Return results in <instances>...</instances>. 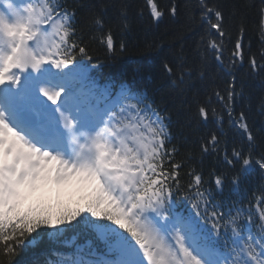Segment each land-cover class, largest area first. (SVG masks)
I'll use <instances>...</instances> for the list:
<instances>
[{
  "label": "snow or ice",
  "instance_id": "1",
  "mask_svg": "<svg viewBox=\"0 0 264 264\" xmlns=\"http://www.w3.org/2000/svg\"><path fill=\"white\" fill-rule=\"evenodd\" d=\"M149 3L159 21L163 11ZM81 7L77 0H0V264H15L45 236L70 249H52L55 259L46 264H264V189L247 202L232 198L256 168L264 175V151L255 155L248 117L235 110L238 100L251 99L236 76L245 28L225 56L233 37L224 12L211 0L191 6L189 26L198 10L207 27L198 45L215 53L228 77L210 106H198L201 120L215 125L201 138L200 155L222 154L233 168L242 161L230 180L213 170L209 183L195 167L182 171L185 161L170 146L169 117L145 91L89 75V65L105 67L99 59L92 64L97 34L106 59L127 44L117 46L95 9L79 18ZM127 9L120 5L123 28ZM168 11L176 16L177 5ZM259 11L264 44V4ZM175 60H165L163 69L182 91L193 88L196 66L183 47ZM261 60L249 58L252 73L264 69V48ZM259 107L264 114V95ZM225 117L246 136L247 150L234 145L229 155Z\"/></svg>",
  "mask_w": 264,
  "mask_h": 264
},
{
  "label": "trees",
  "instance_id": "2",
  "mask_svg": "<svg viewBox=\"0 0 264 264\" xmlns=\"http://www.w3.org/2000/svg\"><path fill=\"white\" fill-rule=\"evenodd\" d=\"M82 5L78 17L83 19L90 9L101 13L112 27L113 35L116 38L117 46L121 40L127 44V50L118 55L115 59H106V49L99 42V36L90 42V51L94 56L92 64L99 59L104 61L103 69H92L89 65V75L97 77L101 82L112 77L117 82L127 80L135 88L145 91L153 101L154 106H159L163 113L169 117L167 123L171 133L172 144L178 149L176 159L184 160L185 167H195L201 171L204 178L212 183L210 172L222 173L230 180L236 175L241 166L229 167L223 155H200V142L202 137L215 128L210 119L203 122L198 116L200 104L209 105L215 101L214 91L226 86L228 77L219 68L215 61V53L206 49L204 45H198L201 35L207 31L206 25L198 22L199 11L196 10L197 22L189 26L188 17L192 14V7L197 0H154L164 15L159 21L153 20L151 16V5L149 0H77ZM224 12L226 27L232 33V41H226L225 56H228L238 35V29L242 25L245 28L242 37L245 51V59L242 66L236 69V76L239 83H243L245 91L250 95V101L236 103V114L242 110L248 117V123L256 136L257 146L255 155L264 151V114H261L259 101L264 95V69L252 73L248 60L255 55L257 63L261 64V49L264 48L260 39V7L264 0H211ZM128 5L127 28L122 27L119 19L121 4ZM178 7L176 16L168 11L172 4ZM151 45V47H149ZM185 50L188 63L196 66L193 73L195 86L182 91L174 83V77L170 76L163 69L165 60L177 63L175 53L181 48ZM203 58V61H202ZM83 59V57H78ZM206 64L201 69V63ZM201 71L203 74L201 75ZM211 96V101L209 97ZM217 107H219L217 105ZM211 116V113H210ZM225 131L227 133V145L229 155L234 145H244L247 150L246 136L237 128H229L225 117ZM187 181L189 177L184 176ZM264 189V175L258 168L243 178L239 193H233V199L248 198L261 194ZM78 243H84L83 238H78ZM60 248L61 251H70L49 241L45 236L36 246L21 251L14 259L15 264H46L48 259H55L51 250Z\"/></svg>",
  "mask_w": 264,
  "mask_h": 264
}]
</instances>
